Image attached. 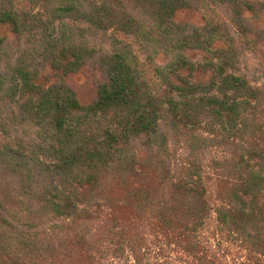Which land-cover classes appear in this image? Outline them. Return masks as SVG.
Returning a JSON list of instances; mask_svg holds the SVG:
<instances>
[{
    "label": "trees",
    "instance_id": "obj_1",
    "mask_svg": "<svg viewBox=\"0 0 264 264\" xmlns=\"http://www.w3.org/2000/svg\"><path fill=\"white\" fill-rule=\"evenodd\" d=\"M41 1L51 28L71 18L120 37L105 61L107 82L82 106L66 80L86 47L52 32L40 41L38 70L27 52L8 56L0 33V264H91L101 241L153 264L138 221L153 244L200 264H220L210 249L221 237L264 264V72L242 73L236 40L209 20L192 30L175 23L193 0ZM201 1L230 9L240 41L243 17L264 14V4L247 0ZM26 27L18 13L0 11L11 35ZM151 34L177 52L172 64L132 51ZM194 53L200 59L188 60ZM138 146L153 155L142 166L131 155ZM209 149L218 153L210 169L200 161ZM174 154L184 162L171 173ZM147 173L160 182L131 183ZM50 222H61V244L46 238Z\"/></svg>",
    "mask_w": 264,
    "mask_h": 264
},
{
    "label": "rangeland",
    "instance_id": "obj_2",
    "mask_svg": "<svg viewBox=\"0 0 264 264\" xmlns=\"http://www.w3.org/2000/svg\"><path fill=\"white\" fill-rule=\"evenodd\" d=\"M255 5L264 4V0H247ZM192 8L184 9L177 14L175 23L180 27L188 30L203 27L207 20L215 24L224 34H229L237 42V50L240 55V69L242 73L249 78L256 80L261 77L264 72V14L255 12L246 14L243 17L242 27L247 38L240 41L235 27L231 21V11L227 7L215 6L212 3H204L200 0H193ZM41 0H0V11L8 9L20 15L22 20L27 23L26 34L23 36H15L5 29L0 28L1 35L7 38L6 46L8 56L27 52L34 56V67L42 69L44 61L39 56H43L40 41L45 40L49 34L58 33L71 41L72 43L83 45L88 49L84 65L71 77L66 80V84L73 90L78 101L82 106H87L97 100V91L107 82V72L105 61L116 50V39L120 37L113 32H106L95 29L85 22L73 21L71 18H65L63 21L57 20L51 28L48 22V12L44 9ZM142 20L143 18H139ZM144 20V19H143ZM131 40L129 41V43ZM119 49V48H118ZM122 49V47H121ZM169 41L159 36L150 35L144 37L140 41H134L132 51L139 55L141 59L151 57L156 65L166 66L172 64L177 52H169ZM36 57V58H35ZM199 54H189L188 60L196 61L200 59ZM138 151L133 150L131 155L135 156V162L145 164L151 160L152 154L145 149ZM179 147H173L179 151ZM137 153V157H136ZM139 155H141L139 157ZM175 157V159H174ZM218 153L214 149H209L200 156L203 165H207L210 169L212 159H216ZM180 155L174 154L172 163L170 164L171 173L175 168H179L184 162ZM136 169H140L138 165ZM146 177V178H145ZM132 179L131 183H159L158 178L148 176ZM133 215L130 214L129 217ZM140 223V224H139ZM147 222L137 223L140 236H144L147 261L153 264H200L197 259L190 256L187 252L176 246H165L163 243L153 244L148 234H151L147 227ZM61 222H50L44 226L47 231L46 238L52 240L54 244L59 243L61 236L65 235L64 228L61 230ZM87 229L92 233L100 231L94 223L87 225ZM135 233V229H134ZM73 234V233H72ZM136 240V238H132ZM99 244L101 250L97 254L95 260L91 264H135L133 257L128 249L112 250L109 245L102 242ZM139 246V245H138ZM212 249V250H211ZM210 251L219 258L220 264H251L248 259V252L235 238L221 237ZM144 251V250H143ZM72 264V263H68Z\"/></svg>",
    "mask_w": 264,
    "mask_h": 264
}]
</instances>
